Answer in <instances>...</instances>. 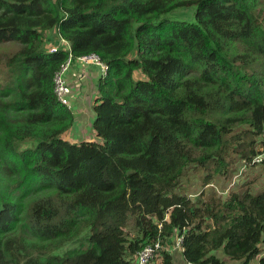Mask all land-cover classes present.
<instances>
[{"label": "trees", "instance_id": "1", "mask_svg": "<svg viewBox=\"0 0 264 264\" xmlns=\"http://www.w3.org/2000/svg\"><path fill=\"white\" fill-rule=\"evenodd\" d=\"M194 6L192 23L165 17ZM13 43L0 75V264H135L157 241L151 264H175L178 237L194 264L264 253V185L173 192L188 168L207 185L224 175L232 141L264 133V0H0V45ZM89 55L108 65L100 141L71 143L55 77Z\"/></svg>", "mask_w": 264, "mask_h": 264}, {"label": "rangeland", "instance_id": "2", "mask_svg": "<svg viewBox=\"0 0 264 264\" xmlns=\"http://www.w3.org/2000/svg\"><path fill=\"white\" fill-rule=\"evenodd\" d=\"M195 10V6L188 10L178 9L165 17H170L171 20L192 23L195 21V13L193 14V11ZM47 39L49 43L56 45H59L61 41L55 32L50 33V36L47 37ZM19 48L20 46L17 43L0 45V75H2V67L5 64L7 57L16 53ZM249 130L250 127L245 125L241 128H236L234 133H243ZM248 133L250 134L249 138L244 137L238 141H232L233 144L230 145L231 152L226 157L227 164L224 175L213 178L207 185L204 177L208 175V172L203 171L201 168L195 169L191 167L186 170L183 177L179 178L173 192L185 194L191 198L197 199L204 193L211 194L213 192H216L221 198H225L231 191L239 192L243 186H249L252 192L260 191L264 185V166L247 165L243 155L248 148L256 150L261 149L262 144L259 138H255L253 135L251 137V133ZM126 220V223L128 224L127 228L132 232L134 230V221L128 219L127 216ZM219 256L223 258L222 253ZM255 262L258 263V260L255 259Z\"/></svg>", "mask_w": 264, "mask_h": 264}, {"label": "crops", "instance_id": "3", "mask_svg": "<svg viewBox=\"0 0 264 264\" xmlns=\"http://www.w3.org/2000/svg\"><path fill=\"white\" fill-rule=\"evenodd\" d=\"M101 77L102 72L99 66L86 64L79 60L72 62L65 74V79L72 91L69 96L72 110H68L74 117V124L65 135V139L71 143L100 141L93 129V123L96 117L94 108L98 98V82ZM173 247H176V244ZM182 253L181 249L173 252L175 264H187ZM263 256L264 253L256 258L258 263L254 259L250 264H259ZM224 259L226 264H241V262L230 261L228 258Z\"/></svg>", "mask_w": 264, "mask_h": 264}, {"label": "built area", "instance_id": "4", "mask_svg": "<svg viewBox=\"0 0 264 264\" xmlns=\"http://www.w3.org/2000/svg\"><path fill=\"white\" fill-rule=\"evenodd\" d=\"M56 49L53 48L52 51H55ZM80 62L86 63V64H92L99 66L101 68L102 75H106L108 71V65H106L98 55H89L84 56L81 58H78ZM71 60L68 61L66 65H64L61 70L56 74L55 77V93L58 97L59 102L64 105L67 109L72 110V105L69 100V96L72 93L71 88L65 79V74L67 73L68 69L71 66ZM260 141L262 144V147L259 152V154L254 157L252 160V165H261L264 163V133L260 136ZM183 244V237L177 238L176 247L171 248V252L178 251L182 247ZM162 244L160 241L151 243L146 245L137 255V260L135 264H151V262L156 258V255L158 251L162 249ZM187 264H194L189 263Z\"/></svg>", "mask_w": 264, "mask_h": 264}]
</instances>
